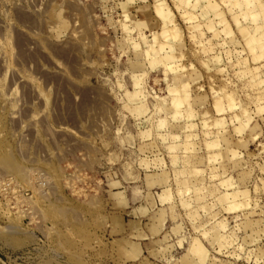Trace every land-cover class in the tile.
I'll use <instances>...</instances> for the list:
<instances>
[{"label":"rangeland","instance_id":"rangeland-1","mask_svg":"<svg viewBox=\"0 0 264 264\" xmlns=\"http://www.w3.org/2000/svg\"><path fill=\"white\" fill-rule=\"evenodd\" d=\"M2 264H264V0H0Z\"/></svg>","mask_w":264,"mask_h":264},{"label":"water","instance_id":"water-1","mask_svg":"<svg viewBox=\"0 0 264 264\" xmlns=\"http://www.w3.org/2000/svg\"><path fill=\"white\" fill-rule=\"evenodd\" d=\"M0 264H2L1 261H0Z\"/></svg>","mask_w":264,"mask_h":264}]
</instances>
